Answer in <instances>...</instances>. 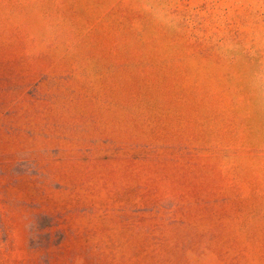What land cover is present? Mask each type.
<instances>
[{
    "label": "rangeland",
    "instance_id": "1",
    "mask_svg": "<svg viewBox=\"0 0 264 264\" xmlns=\"http://www.w3.org/2000/svg\"><path fill=\"white\" fill-rule=\"evenodd\" d=\"M0 264H264V0H0Z\"/></svg>",
    "mask_w": 264,
    "mask_h": 264
}]
</instances>
